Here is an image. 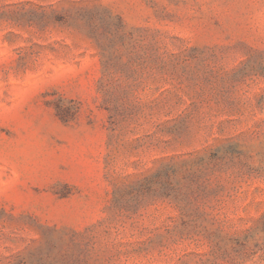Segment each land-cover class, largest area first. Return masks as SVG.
<instances>
[{
    "label": "rangeland",
    "instance_id": "obj_1",
    "mask_svg": "<svg viewBox=\"0 0 264 264\" xmlns=\"http://www.w3.org/2000/svg\"><path fill=\"white\" fill-rule=\"evenodd\" d=\"M0 264H264V0H0Z\"/></svg>",
    "mask_w": 264,
    "mask_h": 264
}]
</instances>
